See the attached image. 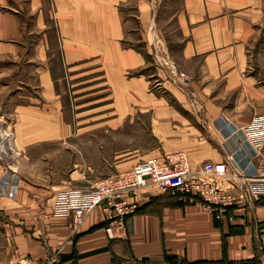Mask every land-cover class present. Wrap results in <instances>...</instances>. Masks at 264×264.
Returning <instances> with one entry per match:
<instances>
[{
	"label": "crops",
	"instance_id": "1",
	"mask_svg": "<svg viewBox=\"0 0 264 264\" xmlns=\"http://www.w3.org/2000/svg\"><path fill=\"white\" fill-rule=\"evenodd\" d=\"M131 8L134 18L124 14ZM154 14L158 34L191 79L187 94L172 90L180 103L191 94L199 105L190 110L220 132L264 114V0H0V118L14 143L66 144L65 73L79 95L104 93L95 100L163 103L148 91L151 79L163 75L148 55ZM237 140L231 165L259 175L264 150L255 156L247 144L235 147ZM65 178L54 185L55 171L41 167L34 180H22L13 203L2 200L0 264L42 262L57 251L62 264H264V199L227 223L198 202L144 190L138 211L110 235L95 209L71 236L70 218L54 212L57 194L70 189Z\"/></svg>",
	"mask_w": 264,
	"mask_h": 264
},
{
	"label": "rangeland",
	"instance_id": "2",
	"mask_svg": "<svg viewBox=\"0 0 264 264\" xmlns=\"http://www.w3.org/2000/svg\"><path fill=\"white\" fill-rule=\"evenodd\" d=\"M133 1L135 4L138 2V0ZM51 9L52 18H54L56 25V9L53 6ZM153 12L157 14L158 10L153 9ZM125 13L131 14L134 18L137 15V9L131 8ZM156 14L152 16L155 25L154 23L151 25L146 35L148 55L155 67L156 63L151 52H159L158 50L169 52L170 59L176 64L168 42L164 39L165 37L157 32ZM56 31L58 32V28ZM176 66L183 71L177 64ZM158 69L160 70V68ZM160 71L163 75L153 77L148 90L150 93L153 92L165 99L160 104L151 101L142 103L139 100L126 101L124 99H117V101L113 99L95 100L94 98L103 97L104 93L88 95L93 90L86 93L81 91L79 95L77 92L78 85L73 84L70 73L68 76L65 73L62 80L64 99L61 102V110L64 113V119L69 120L71 129L68 137L64 140L67 142L63 145H42L32 149L20 148L18 143H14V134L5 122L4 127H7L6 129L12 138L7 139V133L3 127L0 129V139L2 141L6 139L10 144L8 145L10 150H14L16 154L21 152V154L18 155L19 160H15L11 166L0 156V180L5 170H9L11 186L10 196L0 197V209L4 198H7L9 203H13L15 193L19 190L22 180L26 183H29L26 178L34 180L35 173L41 167L52 168L55 171L57 180L53 182L54 185L61 183L60 178L64 173V177H66L64 180L68 183L67 188L81 187V192L85 193L90 192L93 186L110 176L122 173L138 163L158 158L164 154L183 151L187 154L190 164L195 167L208 161L221 162L227 160L231 156L230 151L233 149L231 145L236 138L238 140L237 143L234 142V146L238 147L239 145L240 149L245 146L246 142L240 130L250 122L252 117L246 124L237 126L235 132L215 131L207 126L204 116L201 114L196 116V113L194 114V111L190 110L192 105L198 106L199 101L190 100L186 97L187 102L181 101L180 103L177 96L173 94V91H179L162 70ZM163 82L168 83V87L162 85ZM189 87L185 94L189 92ZM189 97L193 96L190 94ZM59 108L60 106L57 109ZM0 120L3 123L5 121L1 118ZM48 161H50L49 164ZM15 175L18 178L14 183L11 178ZM38 181L46 183L41 179ZM144 190H150L149 192L152 191L157 194L161 193L157 186H150L139 192ZM48 199L49 197H47Z\"/></svg>",
	"mask_w": 264,
	"mask_h": 264
},
{
	"label": "built area",
	"instance_id": "3",
	"mask_svg": "<svg viewBox=\"0 0 264 264\" xmlns=\"http://www.w3.org/2000/svg\"><path fill=\"white\" fill-rule=\"evenodd\" d=\"M158 51L151 52L156 67L162 70L180 93L185 94L190 78L178 69L170 59L169 52ZM0 124L3 127L5 125L1 120ZM5 131L7 139L12 138L6 128ZM240 133L255 156H260L264 150V114L252 117ZM5 147L6 142L0 139V156L11 166L18 160L19 154L12 149L7 154ZM230 162H233L232 155L225 161H208L193 167L183 151L164 154L98 182L90 192L73 189L60 191L55 200L54 212L70 218L71 236H74L85 218L95 209H100L110 235L111 230L122 227L127 218L137 211V193L147 187L157 186L161 193H168L185 203L202 204L216 221L232 223L237 217L251 213L253 207L264 199V164L259 166V175H251L232 166ZM7 174L10 178L9 170H5L0 180V197L11 194L10 179L7 180L8 187L2 185ZM59 255L60 251H57L44 262L27 259L15 264H62Z\"/></svg>",
	"mask_w": 264,
	"mask_h": 264
},
{
	"label": "bare ground",
	"instance_id": "4",
	"mask_svg": "<svg viewBox=\"0 0 264 264\" xmlns=\"http://www.w3.org/2000/svg\"><path fill=\"white\" fill-rule=\"evenodd\" d=\"M4 133V138L6 137V135H5V131L3 132ZM6 178H5V180H3V183H2V185L5 183V184H7L8 183V179H9V175L7 174L6 176H5ZM5 189V188H4Z\"/></svg>",
	"mask_w": 264,
	"mask_h": 264
},
{
	"label": "trees",
	"instance_id": "5",
	"mask_svg": "<svg viewBox=\"0 0 264 264\" xmlns=\"http://www.w3.org/2000/svg\"><path fill=\"white\" fill-rule=\"evenodd\" d=\"M167 195H168L169 197H171L169 194H167ZM171 198H172V197H171ZM137 211H138V209H137ZM137 211H136V212H137ZM136 212H135V213H136Z\"/></svg>",
	"mask_w": 264,
	"mask_h": 264
}]
</instances>
